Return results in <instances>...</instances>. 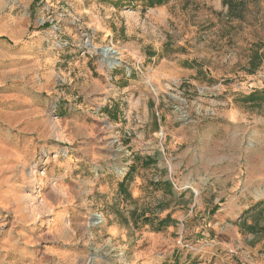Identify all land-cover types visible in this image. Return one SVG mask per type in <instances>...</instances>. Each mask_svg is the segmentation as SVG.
Listing matches in <instances>:
<instances>
[{
	"label": "rangeland",
	"instance_id": "rangeland-1",
	"mask_svg": "<svg viewBox=\"0 0 264 264\" xmlns=\"http://www.w3.org/2000/svg\"><path fill=\"white\" fill-rule=\"evenodd\" d=\"M114 1L0 0V264H264V0Z\"/></svg>",
	"mask_w": 264,
	"mask_h": 264
},
{
	"label": "trees",
	"instance_id": "trees-1",
	"mask_svg": "<svg viewBox=\"0 0 264 264\" xmlns=\"http://www.w3.org/2000/svg\"><path fill=\"white\" fill-rule=\"evenodd\" d=\"M168 0H115L113 2V4L117 7H120L122 4H134L136 2H142L143 4H145V6L147 7V9H151L153 7H157V6H162L165 5L167 3ZM225 5L228 6L229 11L231 12V14L237 15L236 18L240 17L242 18V15L244 14V12L242 11V8H240V4L236 5V3L233 0H224ZM264 101V93L262 94V96H258L257 94H251L249 95L246 99H245V103L247 102H262ZM129 174H127V176L125 177V179L118 183L119 184V191L121 194H123L124 196H127L128 194V188H127V179H128ZM136 216V215H135ZM139 218V217H138ZM169 217L165 218L164 220H161L159 222V226L163 227L166 223H168L169 221ZM144 220H146L145 222L151 223L152 219L151 217H144ZM135 224H137V222H135Z\"/></svg>",
	"mask_w": 264,
	"mask_h": 264
},
{
	"label": "bare ground",
	"instance_id": "bare-ground-1",
	"mask_svg": "<svg viewBox=\"0 0 264 264\" xmlns=\"http://www.w3.org/2000/svg\"><path fill=\"white\" fill-rule=\"evenodd\" d=\"M114 54L113 50L107 49L103 54L104 57L108 58L109 64H112L114 61L110 60V57ZM104 220L101 216H97L95 220L92 221L91 226H95L96 224L102 223Z\"/></svg>",
	"mask_w": 264,
	"mask_h": 264
}]
</instances>
